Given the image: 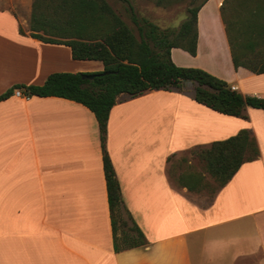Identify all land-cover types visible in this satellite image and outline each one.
<instances>
[{"label":"crops","instance_id":"crops-1","mask_svg":"<svg viewBox=\"0 0 264 264\" xmlns=\"http://www.w3.org/2000/svg\"><path fill=\"white\" fill-rule=\"evenodd\" d=\"M223 0L197 14L196 55L171 49L178 67L198 68L243 96L264 98V74L234 69ZM33 0H0V95L42 85L54 73H97V61L30 36ZM188 85L190 87H188ZM219 114L194 100V85L121 95L106 123L105 151L121 211L147 244L115 253L93 114L56 97L0 102V264H264V113ZM248 130L258 156L212 197L190 192L168 162Z\"/></svg>","mask_w":264,"mask_h":264},{"label":"trees","instance_id":"trees-1","mask_svg":"<svg viewBox=\"0 0 264 264\" xmlns=\"http://www.w3.org/2000/svg\"><path fill=\"white\" fill-rule=\"evenodd\" d=\"M128 15L127 24L106 0H33L29 19L34 39L68 46L77 61H97V73H54L40 85H13L0 95V102L21 90L27 98L56 97L87 108L98 125L102 168L115 253L145 246L142 232L132 221L121 217V194L111 161L105 151L106 123L121 95L131 98L153 90L181 89L194 85V100L219 114L244 117L246 107L264 113V98L243 96L225 81L198 68L178 67L171 60V49L191 56L197 48V14L208 1L188 7V17L176 31L161 30L140 16L130 0H117ZM168 7L184 0H151ZM192 1V0H191ZM220 16L234 69L244 68L264 74V0H223ZM92 77V78H91ZM258 150L248 130L200 151L210 177L224 187L241 165L253 161ZM196 175H181L179 186L201 192L206 185ZM122 228V230H121ZM121 231V233H119Z\"/></svg>","mask_w":264,"mask_h":264},{"label":"rangeland","instance_id":"rangeland-1","mask_svg":"<svg viewBox=\"0 0 264 264\" xmlns=\"http://www.w3.org/2000/svg\"><path fill=\"white\" fill-rule=\"evenodd\" d=\"M203 0H184L168 7L157 6L151 0H130L137 14L146 18L151 23L158 26L161 30L176 31L181 24L188 17V7H196ZM106 2L112 7V9L130 26V20L125 13L121 3L117 0H106ZM192 83V82H188ZM188 87H190L188 85ZM186 152L182 155L171 158L169 164V174L177 181V178L181 175L193 174L202 179L201 183L206 185L199 194H204L208 197H212L217 190L218 183L214 181L206 170L205 162L199 157L200 151ZM178 184V183H177ZM121 217L130 225L126 216L120 211ZM122 230V228H121ZM121 233V231L119 232Z\"/></svg>","mask_w":264,"mask_h":264},{"label":"built area","instance_id":"built-area-1","mask_svg":"<svg viewBox=\"0 0 264 264\" xmlns=\"http://www.w3.org/2000/svg\"><path fill=\"white\" fill-rule=\"evenodd\" d=\"M233 89V88H232ZM234 90V89H233ZM13 95L16 96V97H22V98H25V99H28L27 97L23 96L22 93H21V90L17 89V90H14L13 91Z\"/></svg>","mask_w":264,"mask_h":264},{"label":"water","instance_id":"water-1","mask_svg":"<svg viewBox=\"0 0 264 264\" xmlns=\"http://www.w3.org/2000/svg\"><path fill=\"white\" fill-rule=\"evenodd\" d=\"M92 78V77H91Z\"/></svg>","mask_w":264,"mask_h":264}]
</instances>
